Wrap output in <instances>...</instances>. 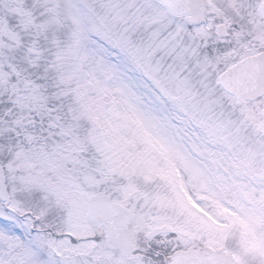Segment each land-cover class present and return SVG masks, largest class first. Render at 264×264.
Listing matches in <instances>:
<instances>
[{"label": "snow or ice", "instance_id": "snow-or-ice-1", "mask_svg": "<svg viewBox=\"0 0 264 264\" xmlns=\"http://www.w3.org/2000/svg\"><path fill=\"white\" fill-rule=\"evenodd\" d=\"M0 264H264V0H0Z\"/></svg>", "mask_w": 264, "mask_h": 264}]
</instances>
